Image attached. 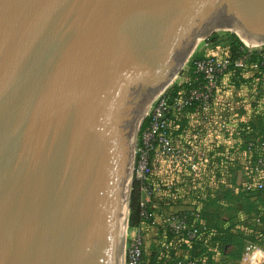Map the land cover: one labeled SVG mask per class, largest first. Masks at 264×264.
<instances>
[{
	"label": "water",
	"instance_id": "1",
	"mask_svg": "<svg viewBox=\"0 0 264 264\" xmlns=\"http://www.w3.org/2000/svg\"><path fill=\"white\" fill-rule=\"evenodd\" d=\"M264 45V0H0V264H123L138 134L198 41Z\"/></svg>",
	"mask_w": 264,
	"mask_h": 264
},
{
	"label": "crops",
	"instance_id": "2",
	"mask_svg": "<svg viewBox=\"0 0 264 264\" xmlns=\"http://www.w3.org/2000/svg\"><path fill=\"white\" fill-rule=\"evenodd\" d=\"M245 60V68L231 70L221 80L207 119L197 107L192 108L189 129L180 131V139L184 140L183 145L178 146L192 148L197 170L192 173L170 170L161 161L156 168L160 175L168 177L162 178L159 184H169L175 192L171 196L164 188L160 207L165 208L170 200L175 205L190 204L192 211L200 215V222L215 232L213 239L201 243V249L211 252L210 259L198 264H264L263 238H260L264 226L252 224L248 219L253 214L245 213L243 209L247 199L264 215V192L254 188L260 177L252 170L255 155L246 145L264 126V71L259 70L255 61ZM181 116L184 115H177V122ZM166 169L169 173H165ZM191 174L192 177L184 179ZM183 188L192 193L189 201L181 194ZM254 194L259 195L253 198ZM218 235L250 237L254 244L245 247L244 240L241 250L229 245L219 249L220 242L215 239Z\"/></svg>",
	"mask_w": 264,
	"mask_h": 264
},
{
	"label": "built area",
	"instance_id": "3",
	"mask_svg": "<svg viewBox=\"0 0 264 264\" xmlns=\"http://www.w3.org/2000/svg\"><path fill=\"white\" fill-rule=\"evenodd\" d=\"M247 52L260 54L259 61L255 64L264 70V45L259 51L256 48H250ZM245 66V58L232 60L230 54L223 57L195 58L192 60V66L189 67L190 75L185 82L187 84L192 79V89L181 91L178 96L172 99L168 95V90L155 98L146 113L138 134L133 169V178L136 182L144 185L150 195L156 191L155 187L149 184L154 171V160L161 161L165 167L176 171L188 170L192 173L197 170V162L192 157V148L178 146L174 143L171 135L170 111L183 114L195 105L206 120L209 107L223 77L231 70L243 69ZM255 148L259 149V154L253 161L252 170L260 177L255 182L254 188L258 192H264V143L258 141L247 143L248 151ZM161 187L168 188L169 185ZM145 210L143 207L141 216L150 219V215ZM164 226L168 234L190 244L200 239L207 231V227L200 222V215L195 211L169 215L164 220ZM261 245L264 248V239ZM143 246V231L141 228L135 227L126 238L125 264H144ZM183 264H195V262L186 260Z\"/></svg>",
	"mask_w": 264,
	"mask_h": 264
},
{
	"label": "rangeland",
	"instance_id": "4",
	"mask_svg": "<svg viewBox=\"0 0 264 264\" xmlns=\"http://www.w3.org/2000/svg\"><path fill=\"white\" fill-rule=\"evenodd\" d=\"M237 45H242V51L247 52L250 48L246 47L235 35L225 32V31H218L209 36L206 40H200L194 47L192 54L188 58V61H186L185 65L178 71L177 75L175 76L174 83L171 84L168 87V91L175 87H182L186 80L188 79L190 72H189V67L193 59L198 58V57H205V56H216V57H223L229 53V49L231 47H235ZM258 51L261 49V47L256 48ZM166 90V91H167ZM183 115V114H182ZM191 116V113H185L184 116H181V120L178 122V128L179 129H189L188 128V118ZM176 127V128H177ZM173 130H176L173 128ZM178 131V130H176ZM175 144L176 145H183V140L180 139L182 137L180 133L175 135ZM135 162V161H134ZM135 164V163H134ZM159 164V161L154 160L153 163V174L152 177H150V185H153L156 189V191L153 192V194L150 195V192L148 189H146L143 185V189H141L138 193L139 197V203L141 207H144L146 212L150 215V219L153 221L152 222V227L151 230H144L143 233V238H144V246H143V253H144V261L146 264H148V261H151V256L152 253L158 254V263L155 264H174L172 261L167 262V258L165 247L167 246V241L163 235V231H165V226H164V220L166 217L169 215H173L176 213L180 212H186V211H192V208L190 207V204L184 203L175 205V203H171L172 200L167 201L165 208L162 206L160 207V202H162L163 197H162V191L163 187L162 185L159 184L162 178L168 179L166 175H160L158 171L156 170L157 166ZM171 170V169H170ZM165 173H169L168 169L165 170ZM186 175V174H183ZM192 177V174L190 176H185L184 179H188ZM169 181V180H168ZM136 183L135 179L133 178L132 174V186L130 188L131 194L133 190V185ZM169 185V184H168ZM147 186V185H146ZM166 191L169 192L171 196H173L174 189L169 185L168 188H165ZM181 194L185 196L186 201L190 200V191L186 188H183L181 191ZM184 201V200H183ZM129 215H130V210H129ZM161 223V226L159 225ZM135 227H129V221H128V228L126 229V234L125 238L128 237L132 233V229ZM250 237H235L231 240V245L235 250H241L244 246V240H245V247H248L252 244H254L253 241H251ZM126 243V242H125ZM172 251L174 254H176V257H189L188 255H192V252L186 248L185 244L183 242H172ZM124 254H125V245L123 248V254H122V259H123V264H125V259H124ZM164 254V256H163Z\"/></svg>",
	"mask_w": 264,
	"mask_h": 264
},
{
	"label": "trees",
	"instance_id": "5",
	"mask_svg": "<svg viewBox=\"0 0 264 264\" xmlns=\"http://www.w3.org/2000/svg\"><path fill=\"white\" fill-rule=\"evenodd\" d=\"M242 45H237V46H233L229 49V53L231 56V59H237V58H245L247 59V62H252L255 61L258 62L259 61V53H248V52H244L242 51ZM190 66H192V62L190 64ZM259 68V67H258ZM260 71H264L263 69L259 68ZM192 79L189 83L184 84L182 87H175L173 89H171L170 91H168V95L171 96V99L178 96V94L181 91H189L190 89H192ZM192 108H196V106L194 105L193 107L191 106L189 109H187L183 115L185 113H192ZM177 115H180V113H176L175 111H170L169 114V118L172 121V126H171V135L172 138L175 137L176 134L180 133V131H183L184 129H179L178 131L173 130V128L176 129V127L178 126V122H177ZM177 125V126H176ZM179 127V126H178ZM253 139V140H252ZM251 141H258L259 143H264V126L260 129V132L258 133V135H256L255 137L250 139ZM249 140V141H250ZM247 145V143H246ZM252 154L255 155L254 159L256 158L257 154H259V149L255 148L251 150ZM143 189V185L136 182L133 185V190H132V194H131V198H130V215H129V227H138L141 228L143 233L144 230H151V228H153L152 226V220L151 219H145L141 216V212L143 210V207H141L140 203H139V197H138V193L139 191ZM164 191H162L163 194ZM230 193V192H227ZM221 194V193H220ZM224 194V193H223ZM260 194V193H259ZM259 194H254L252 195L253 198L258 197ZM217 196H219V194L217 193ZM246 196V195H245ZM192 197V193H190V196ZM247 197V196H246ZM249 198V197H248ZM251 198V197H250ZM243 209L245 210V213H249V214H253L251 218H249L248 220L251 221L252 224H254L255 226H264V215H262L263 211L260 210H256L255 208H253L252 204L250 202H248V200H244V206ZM207 227V226H206ZM163 235L167 241V246L165 247V252L167 255V258H170V260L168 259L167 262L172 261L174 264H176L178 261H182V260H192L195 262V264H198L200 261L202 262L204 259H210V251H208L207 249H201V243L203 242V240L205 239H213V237L215 236V232H213V229L211 227H207V231L206 233H204L200 239H198L197 241H195L193 244L190 243H186L184 240L182 239H178V238H174L173 236H171L170 234H168L166 231H163ZM264 232V230L262 231ZM261 232V236L260 238L264 239V236ZM213 236V237H212ZM263 236V237H262ZM234 237H232V235L229 236H221L218 235L215 237L216 241L220 242V247L219 249L226 247L228 245H231V240ZM176 241V242H183L186 246V248H188L189 251L192 252V255H188L189 257H176V254L173 253V249H172V242ZM201 249V250H200ZM200 250V252H198ZM197 252V253H196ZM142 255H143V261H144V253L142 251ZM158 254L156 253H152V258L151 261H148V264H155L158 263ZM164 256V254H163ZM200 262V263H201ZM144 264H146V262L144 261Z\"/></svg>",
	"mask_w": 264,
	"mask_h": 264
},
{
	"label": "bare ground",
	"instance_id": "6",
	"mask_svg": "<svg viewBox=\"0 0 264 264\" xmlns=\"http://www.w3.org/2000/svg\"><path fill=\"white\" fill-rule=\"evenodd\" d=\"M174 79H175V77L172 78V79L170 80V81H171V82H170V85L174 83ZM125 234H126V231H125ZM122 258H123V257H122Z\"/></svg>",
	"mask_w": 264,
	"mask_h": 264
}]
</instances>
